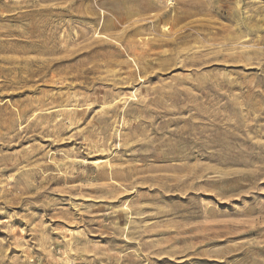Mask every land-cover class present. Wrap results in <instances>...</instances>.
Segmentation results:
<instances>
[{
  "label": "rangeland",
  "instance_id": "obj_1",
  "mask_svg": "<svg viewBox=\"0 0 264 264\" xmlns=\"http://www.w3.org/2000/svg\"><path fill=\"white\" fill-rule=\"evenodd\" d=\"M0 264H264V0H0Z\"/></svg>",
  "mask_w": 264,
  "mask_h": 264
},
{
  "label": "bare ground",
  "instance_id": "obj_2",
  "mask_svg": "<svg viewBox=\"0 0 264 264\" xmlns=\"http://www.w3.org/2000/svg\"><path fill=\"white\" fill-rule=\"evenodd\" d=\"M116 2V1H115ZM117 5V4H116ZM111 7V6H110ZM115 9V8H114ZM128 15V14H127ZM208 15H210V14H208ZM192 16V15H191ZM156 17V16H155ZM154 21H156V20H154ZM165 30H167V29H165ZM168 31V30H167ZM170 31V30H169ZM51 35V34H50ZM134 58V57H133ZM130 60V59H129ZM209 145V144H208ZM181 156V155H180Z\"/></svg>",
  "mask_w": 264,
  "mask_h": 264
}]
</instances>
